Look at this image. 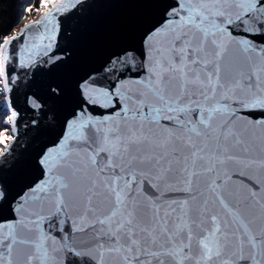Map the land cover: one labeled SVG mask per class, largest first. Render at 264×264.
Wrapping results in <instances>:
<instances>
[{"label":"snow or ice","instance_id":"snow-or-ice-1","mask_svg":"<svg viewBox=\"0 0 264 264\" xmlns=\"http://www.w3.org/2000/svg\"><path fill=\"white\" fill-rule=\"evenodd\" d=\"M22 5L0 264H264V0Z\"/></svg>","mask_w":264,"mask_h":264},{"label":"trees","instance_id":"trees-1","mask_svg":"<svg viewBox=\"0 0 264 264\" xmlns=\"http://www.w3.org/2000/svg\"><path fill=\"white\" fill-rule=\"evenodd\" d=\"M22 6V0H0V32L9 34L23 20L21 18ZM24 16L28 17V14Z\"/></svg>","mask_w":264,"mask_h":264},{"label":"rangeland","instance_id":"rangeland-1","mask_svg":"<svg viewBox=\"0 0 264 264\" xmlns=\"http://www.w3.org/2000/svg\"><path fill=\"white\" fill-rule=\"evenodd\" d=\"M37 16V14H28V17H26L27 19H33ZM25 21V19L22 20V22ZM17 28V26H15L11 32H13L15 29Z\"/></svg>","mask_w":264,"mask_h":264},{"label":"water","instance_id":"water-1","mask_svg":"<svg viewBox=\"0 0 264 264\" xmlns=\"http://www.w3.org/2000/svg\"><path fill=\"white\" fill-rule=\"evenodd\" d=\"M35 18H37V16H36ZM35 18H33V19H35ZM25 22H26V20L23 21V22H20V24H19V25L17 26V28H16V31H18L19 28H21ZM69 23H71V22H69ZM13 32H14V31H13ZM11 33H12V32H11ZM11 33H10V34H11Z\"/></svg>","mask_w":264,"mask_h":264},{"label":"bare ground","instance_id":"bare-ground-1","mask_svg":"<svg viewBox=\"0 0 264 264\" xmlns=\"http://www.w3.org/2000/svg\"><path fill=\"white\" fill-rule=\"evenodd\" d=\"M14 31H16V29Z\"/></svg>","mask_w":264,"mask_h":264}]
</instances>
